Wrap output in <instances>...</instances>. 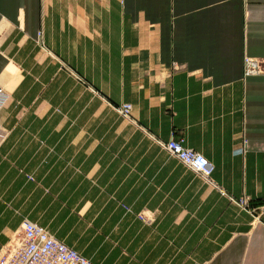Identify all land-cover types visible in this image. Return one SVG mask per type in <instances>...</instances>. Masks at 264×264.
Segmentation results:
<instances>
[{
	"label": "crops",
	"instance_id": "0c3cea01",
	"mask_svg": "<svg viewBox=\"0 0 264 264\" xmlns=\"http://www.w3.org/2000/svg\"><path fill=\"white\" fill-rule=\"evenodd\" d=\"M0 90V252L264 264V0H0Z\"/></svg>",
	"mask_w": 264,
	"mask_h": 264
},
{
	"label": "built area",
	"instance_id": "2783aa9c",
	"mask_svg": "<svg viewBox=\"0 0 264 264\" xmlns=\"http://www.w3.org/2000/svg\"><path fill=\"white\" fill-rule=\"evenodd\" d=\"M262 70L256 61L244 60V75H255ZM2 97V90H0ZM3 100L0 98V102ZM131 106L125 104L118 111L128 117ZM159 146L168 154L180 161L189 170L209 182L213 171L212 164L201 154L182 146V140L171 138L167 142H159ZM143 219V218H141ZM0 264H91L86 258L62 242L51 237L36 224L24 220L21 235L6 245L0 252Z\"/></svg>",
	"mask_w": 264,
	"mask_h": 264
},
{
	"label": "trees",
	"instance_id": "16d2710c",
	"mask_svg": "<svg viewBox=\"0 0 264 264\" xmlns=\"http://www.w3.org/2000/svg\"><path fill=\"white\" fill-rule=\"evenodd\" d=\"M259 205H264V201L263 202H253L249 206H259Z\"/></svg>",
	"mask_w": 264,
	"mask_h": 264
}]
</instances>
